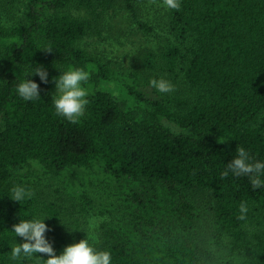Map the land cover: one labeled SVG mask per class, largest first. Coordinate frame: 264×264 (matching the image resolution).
Wrapping results in <instances>:
<instances>
[{
    "label": "trees",
    "instance_id": "16d2710c",
    "mask_svg": "<svg viewBox=\"0 0 264 264\" xmlns=\"http://www.w3.org/2000/svg\"><path fill=\"white\" fill-rule=\"evenodd\" d=\"M141 1L0 0V264L48 258L11 259L25 242L12 226L33 218L56 255L86 238L111 264H264V186L222 177L238 146L264 162V0H180L168 37L129 66L87 48L115 7L150 32ZM41 66L48 83L26 77ZM70 66L91 73L76 124L52 103ZM25 78L40 98L17 94ZM152 78L175 91L161 94ZM17 185L32 198L11 200ZM95 211L110 218L92 241L82 223Z\"/></svg>",
    "mask_w": 264,
    "mask_h": 264
},
{
    "label": "clouds",
    "instance_id": "9594fccd",
    "mask_svg": "<svg viewBox=\"0 0 264 264\" xmlns=\"http://www.w3.org/2000/svg\"><path fill=\"white\" fill-rule=\"evenodd\" d=\"M155 2V0H153ZM162 6L167 9L179 10L180 0H162ZM49 47L45 51L51 52ZM38 75L43 83H48L47 73L43 67L36 68L27 76ZM89 70L81 67H69L54 79L55 93L52 96V103L57 115L64 117L70 123L76 124L84 115L85 108L89 103L88 90L83 87L90 79ZM149 85L161 94H170L175 91V86L169 81L160 78H152ZM17 94L25 101L40 98L39 86L30 79H24L16 87ZM223 143V141H220ZM237 155L227 164L222 177H227L231 172L235 176L248 177L253 189L264 186V162L253 161L249 153L243 147H236ZM11 200L20 202L31 199L34 193L23 186H14L11 189ZM240 220L247 218L248 207L246 202H241L239 206ZM106 217H91L88 222L89 233H91L100 222ZM43 220L33 218L31 220H20L12 226L15 236L23 238L25 242L14 244L11 247V259L17 260L22 256L31 258L36 253L46 254L47 259H43V264H111V254L108 251L96 250L90 246L88 239H81L77 243H72L64 247L62 254L56 255L49 242L45 239L44 233L48 230ZM91 238V236L89 237Z\"/></svg>",
    "mask_w": 264,
    "mask_h": 264
},
{
    "label": "rangeland",
    "instance_id": "374dc122",
    "mask_svg": "<svg viewBox=\"0 0 264 264\" xmlns=\"http://www.w3.org/2000/svg\"><path fill=\"white\" fill-rule=\"evenodd\" d=\"M138 6L139 19L152 27L150 32H145L139 28L126 10L123 11L121 8L115 7L105 14L100 36H91L86 39L87 48L129 66L133 64V56L138 49L140 50L144 47L156 49L159 47L164 39L168 37V9L162 6V0H155V2L153 0H142ZM0 14H2L1 11ZM163 123L174 132L183 131L182 128L166 119H163ZM55 184L64 189L62 183L55 182ZM91 217H106V220H108L110 215L105 212L101 214L98 211L86 215L82 224L87 231L88 238L91 236L90 240L95 241L102 222L89 233L88 222ZM62 252L63 249L59 251V255Z\"/></svg>",
    "mask_w": 264,
    "mask_h": 264
}]
</instances>
